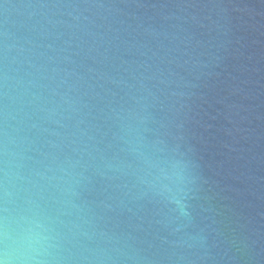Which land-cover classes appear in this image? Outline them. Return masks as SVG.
<instances>
[{"label": "water", "instance_id": "95a60500", "mask_svg": "<svg viewBox=\"0 0 264 264\" xmlns=\"http://www.w3.org/2000/svg\"><path fill=\"white\" fill-rule=\"evenodd\" d=\"M0 259L264 264V0H0Z\"/></svg>", "mask_w": 264, "mask_h": 264}, {"label": "clouds", "instance_id": "9594fccd", "mask_svg": "<svg viewBox=\"0 0 264 264\" xmlns=\"http://www.w3.org/2000/svg\"><path fill=\"white\" fill-rule=\"evenodd\" d=\"M0 264H10V262L4 259H0Z\"/></svg>", "mask_w": 264, "mask_h": 264}]
</instances>
